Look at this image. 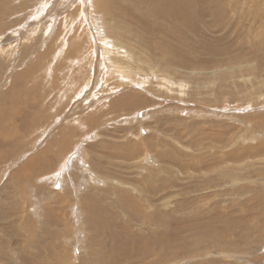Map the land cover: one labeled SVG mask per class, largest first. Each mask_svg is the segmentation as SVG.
Listing matches in <instances>:
<instances>
[{"label":"rangeland","instance_id":"rangeland-1","mask_svg":"<svg viewBox=\"0 0 264 264\" xmlns=\"http://www.w3.org/2000/svg\"><path fill=\"white\" fill-rule=\"evenodd\" d=\"M186 4L0 0V264H264V0Z\"/></svg>","mask_w":264,"mask_h":264},{"label":"bare ground","instance_id":"bare-ground-1","mask_svg":"<svg viewBox=\"0 0 264 264\" xmlns=\"http://www.w3.org/2000/svg\"><path fill=\"white\" fill-rule=\"evenodd\" d=\"M150 1V0H149ZM154 1H156V2H158V3H161V7H160V9H161V11L162 12H165V13H168V14H170V15H172V16H174V17H176L177 15H182V14H184V16H185V18L186 19H190V17L192 18V14H191V12H190V10L187 8V0H162L163 2H160L159 0H154ZM216 1V0H215ZM146 2V1H145ZM188 2H190V1H188ZM28 3V2H27ZM115 3V2H114ZM146 4V3H145ZM190 4V3H189ZM95 5V4H94ZM115 5V4H114ZM196 5V4H195ZM200 5V4H199ZM112 6V5H111ZM120 6V5H119ZM115 7V6H114ZM117 7V6H116ZM138 7V6H137ZM155 7V6H154ZM197 7V6H196ZM118 9H120V8H118ZM158 9V8H157ZM128 11V10H127ZM183 11V12H182ZM99 12H101V11H99ZM130 12V11H129ZM150 12V11H149ZM123 13V12H122ZM3 14V13H2ZM125 14V13H124ZM129 15V14H128ZM206 15V14H205ZM39 16V15H38ZM131 17H133V16H131ZM134 18V17H133ZM131 19V18H130ZM136 22V21H135ZM154 24V23H153ZM169 25V24H168ZM49 26V25H48ZM185 28V27H184ZM150 30V29H149ZM167 30V29H166ZM141 31V30H140ZM173 31H175V30H173ZM176 32V31H175ZM168 33H170V32H168ZM176 33H178V32H176ZM32 35V34H31ZM177 37V36H176ZM183 37V36H182ZM103 45V44H102ZM68 47V46H67ZM4 55V54H3ZM183 58V57H182ZM126 73V72H125ZM121 75V74H120ZM34 98V97H33ZM18 125V124H17ZM19 129V128H18ZM20 130V129H19ZM18 130V131H19ZM20 132V131H19ZM16 133V132H15ZM5 135V134H4ZM8 140V139H7ZM3 141V140H2ZM5 143V142H4ZM263 147V146H262ZM256 150V149H255ZM257 151H260V152H263L264 150H263V148H259ZM34 157V156H33ZM33 161V160H32ZM39 165V164H38ZM37 166V165H36ZM196 167H200L199 165L198 166H196ZM176 170H180L179 168H177ZM181 170H182V168H181ZM21 171H23V170H21ZM184 176V175H183ZM151 178V177H150ZM147 179H148V177H147ZM153 187V186H152ZM154 188V187H153ZM158 188V187H157ZM151 189V188H150ZM245 189V188H244ZM151 191H153V190H151ZM127 199V198H126ZM128 200V199H127ZM132 201H133V199H132ZM183 201V200H182ZM179 202V201H178ZM145 203H147V202H145ZM183 203H185V201L183 202ZM133 204V203H132ZM184 205V204H183ZM194 205V204H193ZM182 206V205H181ZM198 206V205H197ZM197 206H195L196 208H197ZM127 207V206H126ZM147 207V206H146ZM193 207V206H192ZM194 207V209H195V211H196V208ZM99 208V207H98ZM141 209V208H140ZM158 209V208H157ZM203 209V208H202ZM201 209V210H202ZM227 209V208H226ZM204 210H206V209H204ZM203 210V211H204ZM214 210V209H213ZM190 211H192L191 209H190ZM200 211V210H199ZM209 211V210H208ZM211 211V210H210ZM230 211V210H229ZM207 212V211H206ZM173 213V212H172ZM195 213V212H194ZM203 213H205V212H203ZM148 214V213H147ZM197 214H199V213H197ZM228 214V213H227ZM133 215V214H132ZM188 215H191V214H188ZM187 215V217H191V216H188ZM220 215V214H219ZM231 215V214H230ZM114 216V215H113ZM153 216V215H152ZM168 216V215H167ZM172 216V215H171ZM183 216H185V215H183ZM198 216V215H197ZM202 216V215H201ZM204 216V215H203ZM228 216V215H227ZM196 217V216H195ZM226 217V216H225ZM231 217H233V216H231ZM141 218V217H140ZM230 218V217H229ZM160 219V218H159ZM164 219V218H163ZM198 219V218H197ZM236 219V218H235ZM138 220H140V221H142L144 224H146L147 226H151L152 225V222H153V220L152 221H149V220H147V219H138V217H137V221ZM161 220H162V218H161ZM176 220V219H175ZM186 220V219H185ZM188 220V219H187ZM193 220V219H192ZM203 220V219H202ZM228 220V219H227ZM137 221H136V223H137ZM168 221V220H167ZM178 221V220H177ZM232 221V220H231ZM189 222V221H188ZM194 222H196V221H194ZM203 222V221H202ZM206 222V221H205ZM228 222H230V221H228ZM104 223V222H103ZM180 223V222H179ZM186 223V222H185ZM191 223H193V222H191ZM233 223V222H232ZM183 224V223H182ZM190 224V223H189ZM201 224V223H200ZM228 224V223H227ZM143 225V224H142ZM162 225V224H161ZM190 225H192V224H190ZM196 225V224H195ZM211 225H213V224H211ZM217 225V224H216ZM229 225V224H228ZM163 226H165V225H163ZM201 226H202V224H201ZM166 227V226H165ZM179 227V226H178ZM187 227V226H186ZM189 227V226H188ZM185 228V227H184ZM190 229V228H189ZM189 229H187V230H189ZM192 229V228H191ZM193 229H195L194 227H193ZM218 229V228H217ZM109 230V229H108ZM165 230V229H164ZM200 230H202L201 229V227H200ZM204 230V229H203ZM181 231H182V229H181ZM209 231V230H208ZM166 235V234H165ZM168 235V234H167ZM229 239V238H228ZM227 239V240H228ZM226 240V241H227ZM230 240V239H229ZM239 241V240H238ZM225 242V241H224ZM231 242V241H230ZM231 244V243H230ZM92 245V244H91ZM125 245V244H124ZM157 245V244H156ZM189 249V248H188ZM157 253V252H156ZM117 254V253H116ZM159 260V259H158ZM143 261V260H142ZM167 262V261H166Z\"/></svg>","mask_w":264,"mask_h":264}]
</instances>
